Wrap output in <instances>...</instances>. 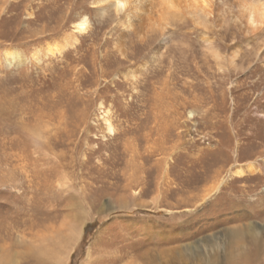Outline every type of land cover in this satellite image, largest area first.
Returning <instances> with one entry per match:
<instances>
[{
    "label": "rangeland",
    "instance_id": "rangeland-1",
    "mask_svg": "<svg viewBox=\"0 0 264 264\" xmlns=\"http://www.w3.org/2000/svg\"><path fill=\"white\" fill-rule=\"evenodd\" d=\"M232 1L0 0V264H264V26Z\"/></svg>",
    "mask_w": 264,
    "mask_h": 264
},
{
    "label": "bare ground",
    "instance_id": "bare-ground-1",
    "mask_svg": "<svg viewBox=\"0 0 264 264\" xmlns=\"http://www.w3.org/2000/svg\"><path fill=\"white\" fill-rule=\"evenodd\" d=\"M92 1L93 4L97 6V9L99 11L101 12L110 11L114 13L116 16H120V15L124 16L127 23L129 21L127 11H131L132 9L135 12L138 8V5L139 4L141 5L142 1H150L152 8L153 6H157L156 8L160 13L158 14L160 15L159 20L161 21L165 20L167 15L173 16L174 14L176 15L177 13H180V11H182L183 14L188 15L196 24H200L201 19L203 20V22L205 21L206 16L209 14L208 13L209 9L211 8V5L213 4L214 0H92ZM227 9H229V13L231 14L233 13L234 16L233 18L235 22H237L238 26L243 27L246 32L254 31L255 29H257L258 26H264V2L255 3L254 1L251 2L249 0H233ZM127 27H129V25H127ZM86 28H87L86 18H81L73 24V29L78 33L84 32ZM137 28H140V25ZM63 40L64 41L61 42L60 44H56L55 41L54 43L50 42L46 44L47 46L45 48L47 53L52 54L53 52H59L60 49L65 48L68 45L69 46L72 45L73 42L76 41V38L72 34V35H67L66 37H64ZM234 54L235 52H232V56H234ZM20 56L18 52H16L13 49H6L4 51V59H6V62L8 64L20 63L21 62ZM34 57H36V54L34 55ZM105 131L107 134L110 135L113 133L114 130L112 126L109 123H107ZM255 172H257L256 166H254V164L249 163L244 166H237L235 170L232 172V175L236 178H242L245 175L253 174ZM247 229L251 230L248 231L250 232V234H248L247 240L250 243L256 242L257 236L255 232L257 231V229L252 226V223L248 225ZM248 232L245 233L247 234ZM238 234L239 232L236 233V236H240Z\"/></svg>",
    "mask_w": 264,
    "mask_h": 264
},
{
    "label": "trees",
    "instance_id": "trees-1",
    "mask_svg": "<svg viewBox=\"0 0 264 264\" xmlns=\"http://www.w3.org/2000/svg\"><path fill=\"white\" fill-rule=\"evenodd\" d=\"M87 229H88V228H85V232H84L85 234L88 233Z\"/></svg>",
    "mask_w": 264,
    "mask_h": 264
}]
</instances>
